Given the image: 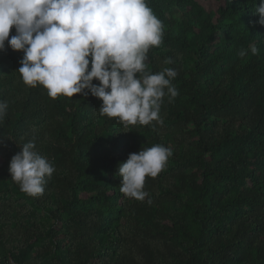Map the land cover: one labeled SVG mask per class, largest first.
<instances>
[{
	"label": "trees",
	"instance_id": "trees-1",
	"mask_svg": "<svg viewBox=\"0 0 264 264\" xmlns=\"http://www.w3.org/2000/svg\"><path fill=\"white\" fill-rule=\"evenodd\" d=\"M147 3L163 38L146 71L177 72L162 124L125 126L101 116L90 92L53 99L26 85L23 52L5 42L0 264H264V26L254 14L264 0ZM29 141L55 169L35 197L9 172ZM155 144L172 155L146 178L144 201L126 197L119 164Z\"/></svg>",
	"mask_w": 264,
	"mask_h": 264
},
{
	"label": "clouds",
	"instance_id": "clouds-1",
	"mask_svg": "<svg viewBox=\"0 0 264 264\" xmlns=\"http://www.w3.org/2000/svg\"><path fill=\"white\" fill-rule=\"evenodd\" d=\"M254 14L264 26V3ZM13 28L15 35L9 39ZM162 38L163 24L147 0H0V52L6 51V41L12 50L23 52L18 72L24 83L42 85L53 99L90 92L103 102L101 116L119 118L125 126L162 124L165 89L173 98L178 95L170 84L177 76L174 69L146 71L148 51L159 47ZM250 50L258 53L254 45ZM238 54L244 57L247 50ZM164 62L172 63L170 58ZM7 107L0 102V120ZM35 147L34 142L24 143L9 163L12 180L33 197L44 193L45 177L55 171ZM171 155L161 144L129 154L118 166L120 192L144 201L149 195L146 178L157 177Z\"/></svg>",
	"mask_w": 264,
	"mask_h": 264
},
{
	"label": "rangeland",
	"instance_id": "rangeland-1",
	"mask_svg": "<svg viewBox=\"0 0 264 264\" xmlns=\"http://www.w3.org/2000/svg\"><path fill=\"white\" fill-rule=\"evenodd\" d=\"M213 5V4H212ZM212 5H209V7H212Z\"/></svg>",
	"mask_w": 264,
	"mask_h": 264
}]
</instances>
